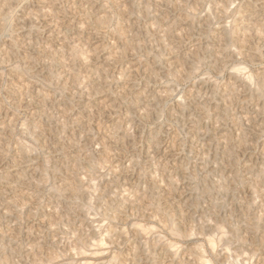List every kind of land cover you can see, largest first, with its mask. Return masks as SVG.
Returning <instances> with one entry per match:
<instances>
[{"label":"rangeland","instance_id":"obj_1","mask_svg":"<svg viewBox=\"0 0 264 264\" xmlns=\"http://www.w3.org/2000/svg\"><path fill=\"white\" fill-rule=\"evenodd\" d=\"M155 1L0 0L3 264L263 263L264 0Z\"/></svg>","mask_w":264,"mask_h":264},{"label":"bare ground","instance_id":"obj_2","mask_svg":"<svg viewBox=\"0 0 264 264\" xmlns=\"http://www.w3.org/2000/svg\"><path fill=\"white\" fill-rule=\"evenodd\" d=\"M11 1H12V0H11ZM25 1H26V0H25ZM83 1L85 2V0H83ZM86 1H87V0H86ZM89 1H90V0H89ZM92 1H94V0H92ZM154 1H155V0H154ZM5 2H6V1H5ZM5 2H4V3H5ZM80 2H81V1H80ZM155 2H156V1H155ZM157 2H158V1H157ZM157 2H156V3H157ZM161 2H162V0H161ZM96 3H97V2H96ZM81 4H82V3H81ZM92 4H93V3H92ZM79 5H80V4H79ZM1 6H3V4H2ZM130 6H131V5H130ZM0 8H1V7H0ZM80 9H81V8H80ZM84 9H85V8H84ZM0 10H1V9H0ZM3 10H4V8H3ZM3 10H2V12H3ZM95 11H96V10H95ZM95 11H94V12H95ZM158 11H159V10H158ZM0 12H1V11H0ZM2 12H1V13H2ZM209 12H210V11H209ZM89 13H90V12H89ZM124 13H125V12H124ZM263 13H264V12H263ZM87 15H88V14H87ZM261 15H262V14H261ZM57 16H58V15H57ZM166 16H167V15H166ZM219 16H220V15H219ZM98 17H99V16H98ZM98 17H97V19H98ZM100 17H101V16H100ZM104 17H105V16H104ZM253 17H254V16H253ZM105 18H106V17H105ZM28 19H29V18H28ZM28 19H27V20H28ZM101 19H103V18H101ZM106 19H108V18H106ZM255 19H256V18H255ZM99 20H100V19H99ZM99 20H98V22H99ZM28 21H29V20H28ZM100 21H101V20H100ZM102 21H104V20H102ZM105 21H106V20H105ZM59 22H60V21H59ZM61 22H62V21H61ZM94 22H95V21H94ZM96 23H97V22H96ZM100 23H101V22H100ZM162 23H163V22H162ZM211 23H212V22H211ZM256 23H257V22H256ZM28 24H29V22H28ZM103 24H104V23H103ZM187 24H188V23H187ZM259 24H260V23H259ZM255 26H256V24L254 25V27H255ZM144 27H145V26H144ZM173 27H174V26H173ZM256 28H257V27H256ZM256 28H255V29H256ZM191 29H192V28H191ZM243 29H244V28H243ZM249 29H250V28H249ZM249 29H246V30H248L247 32L250 33ZM257 29H258V28H257ZM155 30H156V29H155ZM246 30H245V31H246ZM163 31H164V30H163ZM166 32H167V31H166ZM253 32H254V31H253ZM255 32H256V31H255ZM122 33H123V32H122ZM122 33H120V34H122ZM167 33H168V32H167ZM244 33H245V32H244ZM257 33H258V32H257ZM191 34H192V33H191ZM236 34H237V32H236ZM241 34H242V33H241ZM245 34H246V33H245ZM245 34H244V35H245ZM93 35H94V34H93ZM164 35H165V34H164ZM255 35H256V33H255ZM257 35H258V34H257ZM96 36H97V35H96ZM171 36H172V35H171ZM252 36H253V35H252ZM252 36H251V37H252ZM69 37H70V36H69ZM73 37H74V36H73ZM120 37H121V36H119V38H120ZM176 37H177V35H176ZM181 37H182V36H181ZM245 37H246V39H247V36H245ZM245 37H244V38H245ZM249 37H250V36H248V39H249ZM85 38H86V37H85ZM167 38H168V37H167ZM174 38H175V37H174ZM220 38H221V37H220ZM220 38H219V39H220ZM237 39H238V38H237ZM239 39H240V38H239ZM248 39H247V40H248ZM66 40H67V38H66ZM68 40H69V39H68ZM68 40H67V41H68ZM240 40H241V39H240ZM222 41H223V40H222ZM241 41H245V39H244V40H241ZM127 42H128V41H127ZM127 42H126V43H127ZM27 43H28V42H27ZM64 43H66V42H64ZM158 43H159V42H158ZM228 43H229V42H228ZM243 43H244V42H243ZM69 44H70V41H69ZM128 44H129V43H128ZM209 44H210V43H209ZM241 44H242V42H241ZM241 44H240V45H241ZM65 45H66V44H65ZM67 45H68V44H67ZM123 45H125V44H123ZM237 45H239V44H237ZM245 45H246V44H245ZM245 45H244V46H245ZM77 46H81V45L78 44ZM129 46H131V43H130ZM221 46H222V45H221ZM124 47H125V46H124ZM131 47H132V46H131ZM208 47H209V46H208ZM238 47H239V46H238ZM240 47H241V46H240ZM242 47H243V46H242ZM70 48H71V47H70ZM104 48H105V47H104ZM227 48H228V47H227ZM234 48H235V47H234ZM243 48H244V47H243ZM75 49H76V48H75ZM100 49H101V48H100ZM124 49L127 51V48H124ZM97 50H98V49H97ZM103 50H104V49H103ZM193 50H194V49H193ZM195 50H196V49H195ZM48 51H49V50H48ZM99 51H100V50H99ZM101 51H102V50H101ZM117 51H119V50H117ZM120 51H121V49H120ZM120 51H119V52H120ZM123 51H124V50H123ZM51 52H52V51H51ZM73 52L75 53L76 50H74ZM86 52H87V51H86ZM97 52H98V51H97ZM251 52H252V51H251ZM46 53H48V52H46ZM46 53H45V54H46ZM79 53H80V52H79ZM122 53H123V52H122ZM228 53H229V52H228ZM233 53H234L233 51H230V54L233 55ZM48 54H49V53H48ZM52 54H53V52H52ZM54 54H55V53H54ZM71 54H72V53H71ZM80 54H81V53H80ZM80 54H79V55H80ZM118 54H119V53H118ZM245 54H246V53H245ZM12 55H13V54H12ZM55 55H56V54H55ZM75 55H76V54H75ZM81 55H83V54H81ZM81 55H80V56H81ZM111 55H112V54H111ZM111 55H110V57H111ZM113 55H114V54H113ZM120 55H121V53H120ZM122 55H123V54H122ZM124 55H125V54H124ZM238 55H239V54H238ZM5 56H6V55H5ZM58 56H59V55H58ZM70 56H71V55H70ZM77 56H78V55H77ZM230 56H231V55H230ZM48 57H49V56H48ZM60 57H61V56H60ZM72 57H74V54H73ZM88 57H89V56H88ZM107 57L109 58V56H107ZM120 57H121V56H120ZM123 57H125V56H123ZM195 57H196V56H195ZM218 57H219V56H218ZM63 58H64V57H63ZM85 58H86V55H85ZM105 58H106V57H105ZM113 58H114V56H113ZM115 58H116V57H115ZM200 58H201V57H200ZM200 58H199V60H200ZM246 58H247V57H246ZM248 58H249V57H248ZM59 59H61V58H59ZM74 59H75V58H74ZM78 59H80V58H78ZM89 59H90V57H89ZM117 59H118V58H117ZM117 59H116V60H117ZM119 59H120V58H119ZM53 60H54V59H53ZM55 60H56V59H55ZM72 60H73V59H72ZM85 60H86V59H85ZM104 60H105V59H104ZM107 60H108V59H107ZM113 60H115V59H113ZM113 60H112V62H113ZM116 60H115V61H116ZM121 60H122V59H121ZM247 60H248V59H247ZM51 61H52V60L50 59V62H51ZM56 61H57V60H56ZM61 61H64V60L62 59ZM61 61H60V62H61ZM76 61H77V58H76ZM81 61L84 62V59L81 58ZM86 61H87V60H86ZM53 62H54V61H53ZM58 62H59V61H58ZM60 62H59V64L64 63V62H61V63H60ZM83 62H82V63H83ZM104 62H105V61H104ZM112 62L110 61V62H107V63L110 64V63H112ZM74 63H75V61H74ZM79 63H80V62H79ZM49 64H50V63H49ZM52 64H53V63H52ZM52 64H50V65H52ZM55 64H56V62H55L53 65H55ZM105 64H106V62H105ZM70 65H71V64H70ZM78 65H79V64H77V66H78ZM84 65H85V64H84ZM88 65H89V64H88ZM110 65H111V64H110ZM138 65H139V64H138ZM197 65H198V64H197ZM218 65H219V64H218ZM72 66H73V65H72ZM72 66H70V68H71ZM79 66H80V65H79ZM81 66H83V64H81ZM81 66H80V67H81ZM104 66H105V65H104ZM236 66H237V65H236ZM236 66L234 67V68H235V71L232 70V71H234V72L232 73V75L234 76V75L241 74L242 76H244L242 73L244 72L245 68H242V67H236ZM238 66H239V65H238ZM240 66H241V65H240ZM55 67H56V66H55ZM58 67H59V66H58ZM91 67H92V66H91ZM32 68H33V67H32ZM75 68H77V67H75ZM102 68H103V67H102ZM102 68H100V69H101V72H103V71H102ZM137 68H138V67H137ZM196 68H197V67H196ZM72 69H74V68H72ZM83 69H84V68H83ZM93 69L96 70L94 67H93ZM104 69H105V68H104ZM74 70H76V69H74ZM77 70H78L77 72L80 71V69H77ZM81 70H82V69H81ZM86 70H88V69H86ZM89 70H90V68H89ZM105 70H106V69H105ZM107 70H108V69H107ZM107 70H106V71H107ZM193 70H194V69H193ZM85 72H86V71H84V74H86ZM90 72H91V71H90ZM92 72H93V71H92ZM99 72H100V71H99ZM107 72H108V71H107ZM125 72H126V71H125ZM70 73H71V72H70ZM80 73H81V75H82V72H80ZM128 73H129V72H128ZM84 74H83V75H84ZM93 74H94V75H95V74H98V72L95 71ZM93 74H92L91 76H93ZM101 74H102V73H101ZM103 74H104V72H103ZM106 74H107V73H105V75H106ZM110 74H111V73H110ZM244 74H245V73H244ZM73 75H74V74H73ZM107 75H108V74H107ZM77 76H78V74H77ZM77 76H76V77H77ZM86 76H89V74L86 75ZM97 76H98V75H97ZM129 76H130V75H129ZM233 76H232V77H233ZM239 76H240V75H239ZM239 76H238V77H239ZM76 77H75V79H76ZM80 77H81V76H80ZM99 77H101V76H99ZM103 77H104V76H103ZM110 77H111V76H110ZM110 77H109V80H110ZM121 77H123V75H122ZM185 77H186V76H185ZM235 77H237V76H235ZM238 77H237V78H238ZM245 77H246V78H245ZM245 77H244V78H245L244 83H245L247 86L250 85V84H252L251 82H253V79L251 78V75H250V76L248 75V77H247V76H245ZM104 78H105V77H104ZM104 78H103V82H104L105 79H106V78H105V79H104ZM127 78H128V77H127ZM53 79H54V78H53ZM79 79H80V78H79ZM85 79H86V78H85ZM96 79H98V78H97V77L95 78L94 76H93V78H92V77H88V78H87V80H92V82L95 81ZM107 79H108V78H107ZM122 79H123V78H122ZM124 79H125V78H124ZM124 79H123V80H124ZM77 81H79V80H78V77H77ZM99 81H101V79H100ZM106 81H107V80H106ZM114 81H115V80H114ZM79 82H80V81H79ZM85 82H86V80H85ZM96 82H97V81H96ZM108 82H109V81H108ZM112 82H113V81H112ZM112 82H109V83H112ZM73 83H74V82H73ZM75 83H77V82L75 81ZM81 83H82V82H81ZM93 83H94V82H93ZM123 83H125V80H124ZM123 83H122V84H123ZM24 84H25V83H24ZM87 84H88V83H87ZM89 84H90V83H89ZM99 84H100V83H99ZM99 84H97V85H99ZM102 84H103V83H102ZM120 84H121V83H120ZM69 85H70V84H69ZM75 85H76V84H75ZM77 85H78V84H77ZM80 85H82V84H80ZM97 85H96V86H97ZM108 85H109V84H108ZM126 85H128V84H126ZM255 85H256V84H255ZM100 86H101V84L99 85V87H100ZM105 86H106V84H105ZM130 86H131V85H130ZM78 87H79V86H78ZM87 87H88V86H87ZM87 87H86V89H85L86 94H87V90H88ZM122 87H123V86H122ZM250 87H251V85H250ZM104 88H105V87H104ZM106 88H107V87H106ZM108 88H109V87H108ZM110 88H111V87H110ZM110 88H109V89H110ZM259 88H260L259 90H261L262 87L259 86ZM81 89H82V88H81ZM81 89H80V90H81ZM96 89H97V88H96ZM99 89H100V88H99ZM101 89H102V88H101ZM109 89H104V92H105V90L107 91V90H109ZM122 89H123V88H122ZM200 89H201V88H200ZM257 89H258V87H257ZM78 90H79V88H78ZM97 90H98V89H97ZM124 90H125V89H124ZM88 91H89V90H88ZM90 91H91V90H90ZM90 91H89V92H90ZM94 91H96V90H94ZM81 92H84V89H83V91L81 90ZM85 92H84V94H85ZM92 92H93V91H92ZM96 92H97V91H96ZM104 92H103V93H104ZM107 92H108V91H107ZM120 92H121V91H120ZM126 92H127V91H126ZM128 92H129V91H128ZM260 92L262 93V91H260ZM263 92H264V91H263ZM261 93H260V94H261ZM90 94H92V93L90 92ZM96 94H99V93H96ZM100 94H101V92H100ZM106 94H107V93H106ZM117 94H118V93H117ZM121 94H122V92H121ZM87 95H89V93H88ZM108 95L112 96V95L109 94V93H108ZM125 95H126V93H125ZM95 96H96V95H95ZM90 97H92V96L90 95ZM114 97H115V95H114ZM118 97H119V95H118ZM125 97H126V96H125ZM80 98H82V97H80ZM89 99H90V98H89ZM93 99H94V98H93ZM109 99H110V97H109ZM111 99H112V98H111ZM114 99H117V98L115 97ZM118 100H119V99H118ZM12 101H13V100H12ZM91 101H92V100H91ZM114 101H115V100H114ZM87 102H88V101H87ZM87 102H86V103H87ZM92 102H93V101H92ZM104 102H105V101H104ZM111 102H113V101H111ZM89 103H90V102H89ZM96 103H98V102H96ZM106 103H107V102H105V104H106ZM148 103H149V102H148ZM92 104H93V103H92ZM98 104H99V103H98ZM101 104H102V103H101ZM114 104H115V102H114ZM85 105H86V104H85ZM96 105H97V104H96ZM96 105H95V107H96ZM102 105H104V104H102ZM106 105H107V104H106ZM109 105H110V103H109ZM112 105H113V104L111 103V106H112ZM149 105H150V104H149ZM153 105H154V104H153ZM87 106H89V104H87ZM107 106H108V105H107ZM107 106H106V107H107ZM113 106H114V105H113ZM113 106H112V107H113ZM146 106H147V103H146ZM91 107H92V109H93V106H91ZM95 107H94V108H95ZM98 107H100V106H98ZM148 107H151V105L148 106ZM86 108H87V107H86ZM78 109H79V108H78ZM92 109H91V112H92ZM96 109H98V108H96ZM104 109H105V107H104ZM110 109H111V108H110ZM197 109H198V108H197ZM87 110H88V109H87ZM87 110H86V111H87ZM149 110H150V108H149ZM89 111H90V109H89ZM93 111H95V110H93ZM83 112H84V111H83ZM98 112H99V111H98ZM148 112H149V111H148ZM148 112H147V113H148ZM88 113H89V112H88ZM94 113H95V112H94ZM94 113L92 112L91 114H94ZM100 113H101V112H100ZM147 113H146V114H147ZM150 113H151V112H150ZM61 114H62V113H61ZM102 114H103V113H102ZM87 115H88V114H87ZM89 115H90V114H89ZM140 115H143V113H142V114L140 113ZM143 116H144V115H143ZM145 116H147V115H145ZM145 116H144V117H145ZM142 118H143V117H142ZM145 118H146V117H145ZM140 119H141V118H140ZM255 119H256V118H255ZM80 121H81V120H80ZM97 121H98V120H97ZM92 123H93V122H92ZM94 123H95V122H94ZM100 126H101V125H100ZM88 127H89V126H88ZM75 128H76V127H75ZM46 130H47V129H46ZM127 132H128V131H127ZM47 133H48V132H47ZM129 134H130V133H129ZM112 135H113V134H112ZM112 135H111V138H112ZM125 135H126V131H125ZM127 135H128V134H127ZM118 136H120V135H118ZM128 136H129V135H128ZM155 137H156V136H155ZM113 138H114V137H113ZM117 138H118V137H117ZM117 138H115V140H116ZM121 138H122V137H121ZM125 138H126V137H125ZM127 138H128V137H127ZM119 139H120V138H119ZM151 139H152V138H151ZM156 139H157V137H156ZM221 139H222V138H221ZM224 139H225V138H224ZM123 140H124V139H123ZM158 140H159V139H158ZM151 141H152V140H151ZM114 142H116V141H114ZM123 142H124V141H123ZM123 142H122V143H123ZM157 142H158V141H157ZM242 144H244V143H242ZM150 145H151V144H150ZM153 146H154V145H153ZM158 146H159V145H158ZM233 146H234V145H233ZM242 146H243V145H242ZM23 147H24V145L22 146V149H23ZM105 147L107 148V146H105ZM154 147H155V151H153V152L158 153V152L160 151V150H159V147H157V145H155ZM24 149H25V148H24ZM108 149H109V148H108ZM150 149H151V148H150ZM223 150H224V149H223ZM104 151H105V149H104ZM109 151H110V150H109ZM109 151H107V152H109ZM27 152H28V151H27ZM27 152H26V154L28 155ZM102 152H103V151H102ZM107 152H106V153H107ZM106 153H105V154H106ZM107 154H108V153H107ZM107 154H106V157H107ZM158 154H159V153H158ZM163 154H164V153H163ZM101 155H102V154H101ZM117 155H118V154H117ZM102 157H103V156H102ZM106 157H104V158H106ZM108 157H109V156H108ZM100 158H101V157H100ZM53 160H54V159H53ZM23 161H24V160H23ZM44 162H45V161H44ZM47 162H48V161H47ZM47 162H46V163H47ZM208 162H209V161H208ZM81 163L83 164V162H81ZM81 163H80V166H81ZM133 163H134V162H133ZM87 164H88V163H87ZM87 164H85V165H86L87 168H88V166H89L90 164H88V165H87ZM231 164H232V163H231ZM43 165H45V164H43ZM46 165H47V164H46ZM97 165H98V164H97ZM224 165H225V164H224ZM86 166H84V167L86 168ZM90 166H91V165H90ZM90 166H89V167H90ZM92 166H93V165H92ZM92 166H91V167H92ZM91 167H90V168H91ZM82 168H83V167H82ZM93 168H94V167H93ZM130 168H132V166H131ZM130 168H129V170H130ZM148 168H149V167H148ZM101 169H102V168H101ZM113 169H114V168H113ZM124 169H125V168H124ZM90 170H91V169H90ZM116 170H117V169H116ZM210 170H211V169H210ZM91 171H92V170H91ZM113 171H114V170H113ZM117 171L119 172V170H117ZM131 171H132V170H131ZM93 172H94V171H93ZM93 172H92V173H93ZM115 172H116V171H115ZM115 172H114V173H115ZM220 172H221V171H220ZM87 173H90V172H89V168H88V172H87ZM119 173H120V172H119ZM160 174H161V173H160ZM66 175H67V174H66ZM70 175H71V174H70ZM90 175H91V174H90ZM118 175H119V174H118ZM154 175H155V174H154ZM227 175H228V174H227ZM196 176H197V175H196ZM224 177H225V176H224ZM71 179L73 180V178H71ZM71 179H69V180H71ZM82 179H83V178H81V180H82ZM152 179H153V177H152ZM220 179H221V178H220ZM223 179H224V178H223ZM254 179H255V178H254ZM74 180H76V178H75ZM77 180H80V179H77ZM81 180H80V184L86 182V181H84V180H82V181H83V182H82ZM154 180H155V179H154ZM172 180H173V181H172ZM172 180H170V183H171V182H172V183L174 182V179H172ZM88 181H89V180H88ZM91 181H92V180H91ZM81 182H82V183H81ZM220 182H221V180H220ZM220 182H219V180H218V183H220ZM43 183H44V182H43ZM157 183H158V182H157ZM161 183H162V182H161ZM89 184H91V183L89 182ZM89 184H88V185H89ZM153 184H154V183H153ZM155 184H156V183H155ZM158 184H159V183H158ZM249 184H250V183H249ZM256 184H257V183H256ZM256 184H255V185H256ZM60 185H61V184H60ZM66 185H67V184H66ZM68 185L72 186L73 184H72V185H71V184H68ZM88 185H87V187H88ZM156 185H157V184H156ZM160 185H161V184H160ZM160 185H157V186H160ZM171 185H173V184H171ZM219 185H220V184H219ZM225 185H226V184H225ZM253 185H254V184H253ZM84 186H85V185H84ZM131 186H132V185H131ZM154 186H155V185H154ZM256 186H257V185H256ZM92 187H93V186H92ZM173 187H174V186H173ZM173 187H172V188H173ZM224 187H226V186H224ZM89 188H90V187H89ZM89 188H86V189H88V191H89ZM93 188H94V187H93ZM156 188H157V187H156ZM217 188H218V187H217ZM63 189H64V188H63ZM72 189H73V191L71 190L72 193H73V192L75 193V191H77L76 188H74V187H73ZM86 189L84 188V190H86ZM154 189H155V188H154ZM158 189H160V187H158ZM163 189H164V187H163ZM210 189H211V188H210ZM215 189H216V188H215ZM225 189H226V188H225ZM65 190H66V189H65ZM90 190H91V188H90ZM217 190H218V189H217ZM219 190H220V189H219ZM91 191H92V190H91ZM133 191H134V190H133ZM169 191H170V190H169ZM207 191H208V190H207ZM80 192H81V191H80ZM114 192H115V191H114ZM124 192H125V190H124ZM124 192H123V193H124ZM128 192H129V191L127 190L126 193L128 194ZM134 192H135V191H134ZM221 192H222V191H221ZM221 192H220V193H221ZM69 193H70V192H69ZM81 193H82V192H81ZM81 193H79V194H81ZM123 193H122V194H123ZM138 193H139V192H137V194H138ZM76 194H77V192H76ZM79 194H77V195L79 196ZM82 194H83V193H82ZM88 194H91L90 191H89ZM130 194H131V192H130ZM221 194H222V193H221ZM27 195H28V194H27ZM131 195H132V194H131ZM131 195H130V196H131ZM14 196H15V195H14ZM74 196H76V195H74ZM74 196H73V197H74ZM82 196H83V195H82ZM85 196H86V195H85ZM88 196H89V195H88ZM130 196L126 197L125 201H124V202L122 201V203L120 204V207L117 208V211H115L117 215H122L123 213H125L126 208H127L128 205H130V204H134L135 207L137 206V205H135V204H137V201H135V200H138V199L135 198V200H132V199H134L135 194H134L133 196H131V197H130ZM138 196H139V195H138ZM138 196H137V197H138ZM148 196H149V195H148ZM158 196H159V194H158ZM32 197H33V196H32ZM132 197H133V198H132ZM149 197H150V196H149ZM76 198H77V197H76ZM82 198H83V197H82ZM118 198H119V197H118ZM121 198H122V196H121ZM121 198H120V199H121ZM130 198H132V199H131L132 201L130 200ZM140 198H142V197H140ZM261 198H262V197H261ZM150 199H151V198H150ZM157 199H158V197H157ZM116 200H117V199H116ZM147 200H149L148 197H147ZM31 201H32V200H31ZM118 201H119V200H118ZM85 202H86V201H85ZM91 202H92V200H91ZM149 202H150V201H149ZM158 202H159V201H158ZM254 202H255V201H254ZM12 203H13V202H12ZM143 203H144V202H143ZM150 203H151V202H150ZM153 203H154V202H153ZM116 204H117V203H116ZM155 204H156V203H155ZM161 204H162V202H161ZM89 205H91V204L89 203ZM106 205H107V204H106ZM117 205H118V204H117ZM142 205H143V204H142ZM148 205H150V204H148ZM151 205H154V204L151 203ZM140 206H141V204H140ZM140 206H139V207H140ZM146 206H147V205H146ZM160 206H161V205H160ZM160 206H159V207H160ZM170 206H171V205H170ZM221 206H222V205H221ZM108 207H109V206H108ZM115 207H117V206H115ZM129 207H131V206H129ZM141 207H142V206H141ZM141 207H140V208H137V207H136V208H137L136 210H138V209L141 210ZM148 207H149V206H148ZM166 207L168 208V206H166ZM171 207H172V206H171ZM177 207H178V206H177ZM131 208H132V207H131ZM143 208H144V207H143ZM146 208H147V207H146ZM153 208H155V207H153ZM160 208H161V207H160ZM167 208H166V210H168ZM172 208H173V207H172ZM172 208H171V209H172ZM111 209H112V208H111ZM133 209H134V208H133ZM157 209H158V208H157ZM157 209H153V210L155 211V210H157ZM162 209H163V208H162ZM86 210H87V209H86ZM114 210H115V209H114ZM142 210H143V209H142ZM153 210H152V211H153ZM159 210H160V209H159ZM258 210H259V209H258ZM209 211H210V210H209ZM229 211H230V210H229ZM107 212H108V211H107ZM126 212L128 213V211H126ZM147 212H148V211H147ZM158 212H160V211H158ZM165 212L167 213V211H165ZM172 212L174 213L175 211H172ZM203 212H204V211H203ZM54 213H55V212H54ZM161 213H162V211H161ZM161 213H160V214H161ZM169 213L171 214V212H169ZM183 213H184V212H183ZM136 214H137V213H136ZM156 214H157V213H156ZM163 214H164V213H163ZM167 214H168V213H167ZM176 214H177V213H176ZM228 214H229V213H228ZM129 215H131V213H130ZM143 215H144V214H143ZM173 215H174V214H173ZM183 215H184V214H183ZM140 216H141V215H140ZM168 216H169V214H168ZM171 216H172V215H171ZM177 216H178V215H177ZM57 217H58V216H57ZM114 217H115V214L112 215V218L116 220V218H114ZM116 217H117V216H116ZM121 217H122V216H121ZM121 217H120V218H121ZM169 217H170V216H169ZM260 217H261V216H260ZM260 217H259V218H260ZM55 218H56V217H55ZM138 218H139V217H138ZM140 218H141V217H140ZM172 218H173V216H172ZM178 218H179V216H178ZM178 218H177V219H178ZM225 218H226V217H225ZM118 219H119V217H118ZM168 219H169V218H168ZM173 219H174V218H173ZM175 219H176V218H175ZM177 219H176V221H177ZM180 219H181V221H182L183 223H186V222H185L186 220L183 221L184 218H180ZM213 219H214V218H213ZM110 220H112V219L110 218ZM259 220H260V219H259ZM262 220H263V219H261V221H262ZM166 221H167V219H166ZM93 222H94V221H93ZM111 222H112V221H111ZM179 222H180V221H179ZM182 222H180V223H182ZM43 223H44V222H43ZM139 223H140V222H139ZM180 223H179V224H180ZM209 223H210V221H209ZM209 223H208V224H209ZM218 223H219V222H218ZM140 224H141V223H140ZM140 224L137 223L138 226H135V227H136V231H137L139 234L146 233V232H145V229L142 227V224H141V225H140ZM219 224H220V223H219ZM230 224H231V223H230ZM40 225H41V224H40ZM102 225H103V224H102ZM174 225H175V224H174ZM180 225H181V224H180ZM180 225H179V226H180ZM220 225H221V224H220ZM220 225H219V226H220ZM256 225H258V224H256ZM43 226H44V225H43ZM108 226H109V225H108ZM112 226H113V225H112ZM165 226H166V225H165ZM169 226H170V225H169ZM177 226H178V224H177ZM177 226H176V227H177ZM210 226H211V225H210ZM212 226H213V225H212ZM215 226H216V225H215ZM222 226H223V225H221V227H222ZM249 226H250V225L248 224V228H250ZM259 226H260V223H259ZM259 226H258V227H259ZM100 227H101V226H100ZM149 227H150V226H149ZM170 227H171V226H170ZM213 227H214V226H213ZM217 227H218V224H217V226H216L215 228H217ZM108 228H109V227H108ZM180 228H181V227H180ZM222 228H223V227H222ZM251 228H252V227H251ZM255 228L258 229L257 226H255ZM109 229H110V228H109ZM170 229H171V232H172V234H173L174 236H182V235H181V232H180L179 230H176L175 228H170ZM170 229L168 230L169 232H170ZM181 229H182V228H181ZM183 229H185V228L183 227ZM224 230H225V229H224ZM181 231H182V230H181ZM184 231H185V230H184ZM225 231H226V230H225ZM149 232H150V231H149ZM214 232H215V230H214ZM217 232H218V231H217ZM105 233H106V232H105ZM105 233H104V234H105ZM135 233H136V232H135ZM91 234H92V233H91ZM148 234H149V233H148ZM170 234H171V233H170ZM184 234H185V233H184ZM193 234H194V233H193ZM214 234H216V233H214ZM226 234H227V233H225L223 230H222L221 233H220L221 236H220L219 233H218V235L220 236V237H218V238H219L218 241H219L220 243H221L220 239H223V240H224L225 238H227V237L230 235V234H229L228 236H226ZM109 235H110V234H109ZM145 235H146V234H145ZM1 236H2V235H1ZM147 236H148V235H147ZM183 236H184V235H183ZM186 236H187V235H186ZM207 236H208V237H206V241H207V243H208L209 248H210L212 251H215V252H216V239H217V238L215 239V238H214V235H212V237L209 236V235H207ZM115 237H116V236H115ZM184 237H185V236H184ZM191 237H192V235H191ZM230 237H232V236L230 235ZM233 237H234V236H233ZM235 237H236V236H235ZM239 237H240V236H239ZM244 237H245V236H244ZM2 238H3V236H2ZM177 238H181V237H177ZM187 238H188V237H187ZM228 238H229V237H228ZM228 238H227V239H228ZM240 238H241V237H240ZM240 238H239L238 240H240ZM246 238H247V237H246ZM244 239H245V238H244ZM100 241H101V239H100ZM100 241H99V240H98L97 242L95 241V242H96V245H95V246H102V245H100V244H101V242L103 241V239H102L101 242H100ZM37 242H38V241H37ZM95 242H94V243H95ZM245 242H246V240H245ZM109 243H110V242H109ZM169 243H170V242H169ZM171 243H172V242H171ZM207 243H206V244H207ZM102 244H103V245L105 244L104 241H103ZM167 244H168V243H167ZM222 244H223V243H222ZM4 245H5V244H4ZM106 245H107V244H106ZM175 245H176V243H175ZM175 245H174V246H175ZM218 245H219V244H218ZM230 245H231V244H230ZM107 246H108V245H107ZM228 246H229V245H228ZM260 246H261V245H260ZM102 247H103V246H102ZM170 247H172V246L170 245L169 248H170ZM200 247H201V246H200ZM231 247H232V246H231ZM222 248H223V247H222ZM197 249H198V248H197ZM197 249H196V250H197ZM200 249H201V248H200ZM202 249H204V248H202ZM76 250H77V249H76ZM78 250H79V249H78ZM78 250H77V251H78ZM83 250H84V249H83ZM168 250H169V249H168ZM170 250H171L172 252H175V249H173V248H170ZM176 250H178V249H176ZM208 250H209V249H208ZM30 251H31V250H30ZM77 251H75V255H73V257H74V256L76 257V252H77ZM84 251H85V250H84ZM103 251H104V250H103ZM209 251H210V250H209ZM217 251H218V250H217ZM224 251H225V250H224ZM38 252H39V251H38ZM85 252H86V251H85ZM104 252H105V251H104ZM104 252H103V253H104ZM193 252H194V251H193ZM198 252H200V250H199ZM203 252H204V251H203ZM215 252H214V253H215ZM225 252H227V251H225ZM228 252H229V251H228ZM29 253H30V252H29ZM91 253H92V252H91ZM212 253H213V252H212ZM26 254H28V253L26 252ZM73 254H74V253H73ZM97 254H98V253H97ZM112 254L114 255V253H112ZM112 254H111V255H112ZM174 254H177V253L175 252ZM234 254H235V253H234ZM246 254H247V253H246ZM79 255H80V254H79ZM79 255H77V256H79ZM89 255H90V254H89ZM94 255H95V251L92 253V255H90V257H91V256H94ZM172 255H173V254H172ZM172 255H171V256H172ZM200 255L203 256L204 253L202 254V251H201V254H200ZM226 255L229 256V255L226 253V254L224 255V257H225ZM5 256H6V255H5ZM173 256H174V255H173ZM204 256H205V255H204ZM233 256H234V255H233ZM237 256H239V255H237ZM52 257H53V256H52ZM81 257H82V256H81ZM112 257H113V256H112ZM197 257H198V256H197ZM248 257H249V255H248ZM91 258H92V257H91ZM175 258H176V257H175ZM238 258H239V257H238ZM238 258H236V260H237ZM103 259H104V258H103ZM114 259H115V258H114ZM198 259H200V258H198ZM201 259H202V258H201ZM203 259H204V261H201V262H200V260H197V261H199V263H201V264H205V263H206V260H205V258H203ZM227 259H228V258H227ZM246 259H247V257H246ZM260 259H261V258H260ZM112 260H113V259H111V261H112ZM210 260H211V259H210ZM230 260H231V259H230ZM111 261H110V262H111ZM192 261H193V260H192ZM222 261H225V260H222ZM251 261H252V260H251ZM261 261H262V260H261ZM30 262H31V261H30ZM108 262H109V261H108ZM113 262H116V260L113 261ZM113 262H112V263H113ZM179 262H180V261H179ZM228 262H229V261H228ZM237 262H239V261L237 260ZM245 262L247 263V261H245ZM259 262H260V261H259ZM3 263H4V262H1V261H0V264H3ZM207 263H208V261H207ZM246 263H245V264H246ZM260 263H261V262H260ZM6 264H7V261H6ZM37 264H39V263H37ZM83 264H93V263H91V262H90V263H89V262L84 263V262H83ZM96 264H98V262H97ZM100 264H101V263H100ZM102 264H103V263H102ZM107 264H108V263H107ZM225 264H226V263H225ZM230 264H231V263H230ZM262 264H264V261H263Z\"/></svg>","mask_w":264,"mask_h":264}]
</instances>
